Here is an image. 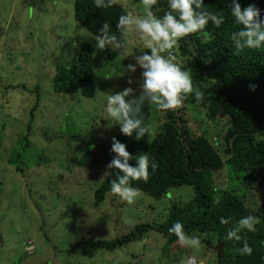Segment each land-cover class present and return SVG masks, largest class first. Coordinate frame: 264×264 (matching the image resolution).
I'll use <instances>...</instances> for the list:
<instances>
[{"label":"rangeland","instance_id":"374dc122","mask_svg":"<svg viewBox=\"0 0 264 264\" xmlns=\"http://www.w3.org/2000/svg\"><path fill=\"white\" fill-rule=\"evenodd\" d=\"M73 1L0 0V264H186L193 256L197 264H218L215 251L204 242L214 245L218 237L207 234L198 248L167 243L153 229L113 250L75 246L84 239L110 240L136 225L160 222L167 206L186 203L194 191L181 185L155 198L139 190L132 204L109 192L103 202L94 203V189L115 155L112 138L125 143L130 153L143 155L153 137L145 134L137 141L135 134L126 136L118 124L105 119L107 95L140 88L143 69L137 65L132 72L127 66L147 48L133 32L126 53L111 47L98 50L95 35L74 19ZM120 1L129 11L143 14L140 0ZM85 42L95 49V94L55 92L52 77L58 66L75 58ZM194 88L203 89L206 98L213 90L209 84ZM188 98L190 112L196 110L200 102L194 95ZM162 113L152 106L145 120L155 133L162 126ZM222 173L217 176L220 188L246 190L229 167ZM252 193L247 205L257 209L264 198ZM29 243L35 245L31 253L25 251Z\"/></svg>","mask_w":264,"mask_h":264},{"label":"trees","instance_id":"16d2710c","mask_svg":"<svg viewBox=\"0 0 264 264\" xmlns=\"http://www.w3.org/2000/svg\"><path fill=\"white\" fill-rule=\"evenodd\" d=\"M239 2L242 8L251 4L261 9L264 19V0ZM230 4L231 0H204V9L222 14L224 23L216 28L209 22L204 31L185 37L176 48L180 56L177 62L191 74L193 84H209L213 87L212 93L196 110L190 112L187 98L180 109L162 113V126L146 149V154L158 167L154 172L149 169L147 182H132L133 187L155 198H161L170 188L188 185L193 188V197L184 204L167 206L160 222L136 225L110 240L84 239L75 244L78 248L113 250L143 238L150 229L162 233L167 243H173L179 239L169 228L179 221L187 236L201 238L207 234L224 241L221 264H264V203L257 209L247 205L252 191V195L264 198V47L243 50L235 47L231 36L242 26L235 23ZM155 7L154 14L159 16L164 14L160 8L168 10L166 0ZM128 11L120 0L101 8L96 6L95 0L73 1L74 19L94 35L108 23L111 32L123 42L119 49L122 53H126L130 34L122 36L116 23L119 16ZM94 50L93 44L82 43L75 58L67 65L58 66L52 77L55 92L72 93L79 89L84 96L95 94ZM139 93L140 88L133 91V95ZM151 114L152 105L145 103L144 120ZM129 163L135 165L136 161ZM226 167L234 180L235 176L239 177L246 189L244 192L219 187L217 176L226 172ZM116 179L113 170L111 176H105L96 186V205L111 192V182ZM247 216L254 217L256 230L242 229L241 241L226 239V232ZM221 217L229 218V223L221 224ZM245 240L253 248L251 256L240 252ZM208 241L204 239L205 243Z\"/></svg>","mask_w":264,"mask_h":264},{"label":"clouds","instance_id":"9594fccd","mask_svg":"<svg viewBox=\"0 0 264 264\" xmlns=\"http://www.w3.org/2000/svg\"><path fill=\"white\" fill-rule=\"evenodd\" d=\"M115 0H95L98 8L109 7ZM165 0H140L144 9L143 14L128 11L119 16L116 28L122 36L130 33L138 34L144 42L145 51L135 57L136 63L128 65V70L135 72L137 65L143 69L142 83L139 95H133L131 87L122 91L110 93L106 97L105 112L108 121L118 124L122 134L139 141L155 135L151 124L145 122L142 108L145 103L152 105L157 111L167 113L183 107L185 100L194 95L198 102H204L206 94L202 90H196L193 85L191 74L185 70L173 50L180 41L195 33L204 31L209 22L216 28L224 23V16L204 9V0H166L167 11L162 16L154 14V9ZM230 12L235 23L241 25L239 31L233 32L231 39L237 49H259L264 47V19L261 18V9L254 5L242 8L239 0H231ZM96 48L105 50L111 47L113 50L123 47V42L113 34L108 23H104L99 29V34L94 36ZM110 151L114 153L113 159L107 165L105 176H111L115 170L117 179L112 180L110 191L120 200L132 204L140 192L132 186L133 181L147 182L150 177L149 169L154 172L158 165L150 160L145 153L135 155L126 150V144L115 137L112 138ZM135 160V165L129 163ZM221 224L227 225L229 218L221 217ZM255 219L252 216L243 217L238 226L226 232V239L241 241L242 229L254 232ZM169 232L175 234L183 245L190 248L200 246V238L187 236L184 225L177 221ZM35 245L29 243L25 251L31 253ZM240 252L251 256L253 248L245 240ZM186 264H197L196 258L189 257Z\"/></svg>","mask_w":264,"mask_h":264},{"label":"water","instance_id":"95a60500","mask_svg":"<svg viewBox=\"0 0 264 264\" xmlns=\"http://www.w3.org/2000/svg\"><path fill=\"white\" fill-rule=\"evenodd\" d=\"M207 246H209L211 249H213L216 252V258L217 262L220 263L222 256H223V241H217L216 244L211 245L209 242L207 243Z\"/></svg>","mask_w":264,"mask_h":264},{"label":"bare ground","instance_id":"6f19581e","mask_svg":"<svg viewBox=\"0 0 264 264\" xmlns=\"http://www.w3.org/2000/svg\"><path fill=\"white\" fill-rule=\"evenodd\" d=\"M217 241H222V240H220V238L218 237V240ZM224 242V241H223ZM208 243V242H207ZM207 243H206V245H207ZM212 245V244H211ZM209 247V246H208ZM210 248V247H209ZM216 253V252H215ZM196 261H198L197 259H196ZM198 263V262H197ZM220 263H221V261H220ZM220 263H218V264H220Z\"/></svg>","mask_w":264,"mask_h":264}]
</instances>
